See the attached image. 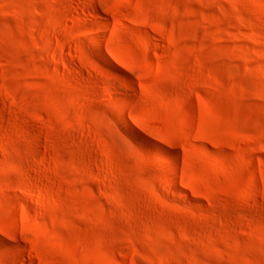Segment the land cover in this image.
<instances>
[{
	"label": "rangeland",
	"instance_id": "374dc122",
	"mask_svg": "<svg viewBox=\"0 0 264 264\" xmlns=\"http://www.w3.org/2000/svg\"><path fill=\"white\" fill-rule=\"evenodd\" d=\"M0 241L264 264V0H0Z\"/></svg>",
	"mask_w": 264,
	"mask_h": 264
},
{
	"label": "bare ground",
	"instance_id": "6f19581e",
	"mask_svg": "<svg viewBox=\"0 0 264 264\" xmlns=\"http://www.w3.org/2000/svg\"><path fill=\"white\" fill-rule=\"evenodd\" d=\"M54 25H56V24H54ZM106 92L108 93V91H106ZM109 94H110V92H109ZM120 123L122 124V126L125 128L126 131L131 133L136 139L140 140V142H143L144 144L148 143L147 139L144 138V136H142L140 133H138V131L136 129H134V127H132V125L126 119L121 118ZM0 243H4V242L0 241Z\"/></svg>",
	"mask_w": 264,
	"mask_h": 264
}]
</instances>
